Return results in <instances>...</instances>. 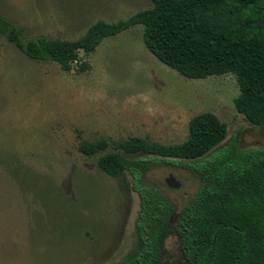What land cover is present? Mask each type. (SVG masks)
<instances>
[{
    "label": "rangeland",
    "instance_id": "1",
    "mask_svg": "<svg viewBox=\"0 0 264 264\" xmlns=\"http://www.w3.org/2000/svg\"><path fill=\"white\" fill-rule=\"evenodd\" d=\"M150 0H0V15L24 42L78 40L98 21L125 20ZM88 62L89 70L81 66ZM235 75L189 79L146 47L143 26L80 51L70 72L27 57L0 35V264H120L137 250L141 201L129 173L115 178L83 142L141 137L172 146L189 137L195 116L211 112L240 151L264 148V128L240 114ZM217 148V149H218ZM179 165L145 180L176 206L197 195L201 179ZM173 176L179 188H171ZM162 264H187L175 237L158 241Z\"/></svg>",
    "mask_w": 264,
    "mask_h": 264
},
{
    "label": "trees",
    "instance_id": "2",
    "mask_svg": "<svg viewBox=\"0 0 264 264\" xmlns=\"http://www.w3.org/2000/svg\"><path fill=\"white\" fill-rule=\"evenodd\" d=\"M152 7L125 20L98 21L78 40L41 37L22 41V30L0 15V35L36 61L72 70L80 51L94 53L108 37L143 26V40L163 64L189 79L235 75L237 111L264 128V0H150ZM88 62L81 66L84 72ZM226 124L211 112L189 123V137L166 146L141 137L83 142L79 150L99 156L98 165L118 178L129 173L141 201L138 247L120 264H162L158 241L175 237L187 264H264V148L240 151L226 140ZM218 148V149H217ZM201 179L194 200L177 216L175 204L147 183L163 164L179 165Z\"/></svg>",
    "mask_w": 264,
    "mask_h": 264
},
{
    "label": "water",
    "instance_id": "3",
    "mask_svg": "<svg viewBox=\"0 0 264 264\" xmlns=\"http://www.w3.org/2000/svg\"><path fill=\"white\" fill-rule=\"evenodd\" d=\"M167 184L171 187V188H179L180 184L178 181L175 180V178L173 176H171L170 178H168L167 180Z\"/></svg>",
    "mask_w": 264,
    "mask_h": 264
}]
</instances>
